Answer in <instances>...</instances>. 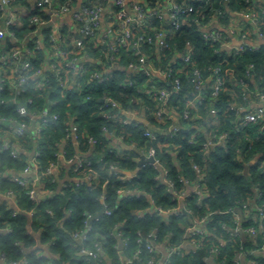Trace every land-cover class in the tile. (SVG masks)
Masks as SVG:
<instances>
[{
  "label": "clouds",
  "instance_id": "obj_1",
  "mask_svg": "<svg viewBox=\"0 0 264 264\" xmlns=\"http://www.w3.org/2000/svg\"><path fill=\"white\" fill-rule=\"evenodd\" d=\"M0 264H264V0H0Z\"/></svg>",
  "mask_w": 264,
  "mask_h": 264
},
{
  "label": "water",
  "instance_id": "obj_2",
  "mask_svg": "<svg viewBox=\"0 0 264 264\" xmlns=\"http://www.w3.org/2000/svg\"><path fill=\"white\" fill-rule=\"evenodd\" d=\"M143 162V161H142Z\"/></svg>",
  "mask_w": 264,
  "mask_h": 264
}]
</instances>
